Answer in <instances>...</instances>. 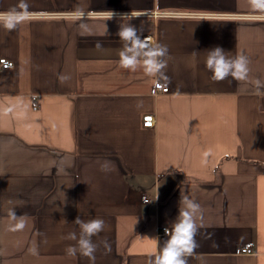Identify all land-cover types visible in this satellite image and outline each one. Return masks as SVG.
I'll return each instance as SVG.
<instances>
[{"label": "crops", "instance_id": "crops-1", "mask_svg": "<svg viewBox=\"0 0 264 264\" xmlns=\"http://www.w3.org/2000/svg\"><path fill=\"white\" fill-rule=\"evenodd\" d=\"M27 2L29 22L0 27V59L13 63L0 68V264H91L61 239L79 234L78 216L105 222L95 264H148L185 194L202 209L187 264H264V87L213 81L205 67L212 48L242 51L264 82V12L250 0ZM108 11L139 14L129 23L141 38L167 46L166 78L120 67ZM158 82L167 93L153 95ZM11 209L27 218L22 231L10 230Z\"/></svg>", "mask_w": 264, "mask_h": 264}, {"label": "clouds", "instance_id": "clouds-1", "mask_svg": "<svg viewBox=\"0 0 264 264\" xmlns=\"http://www.w3.org/2000/svg\"><path fill=\"white\" fill-rule=\"evenodd\" d=\"M250 5L254 10L264 12V0H250ZM27 0H19L18 4L13 8L0 11V27H3L8 32L15 31L19 25L29 22L34 16V13L29 10ZM119 17V31L117 35L123 44L119 51V64L121 68L131 70L133 72L138 69H143L148 77L157 78L164 76V70L167 67L168 49L166 45L158 42H153L144 37L141 38L139 32L142 29H137L129 23L139 14L132 15L131 13L116 14L108 11L105 17L106 20L113 19L114 16ZM75 18L83 20L86 18V13L83 10H78L75 13ZM85 29L89 30L85 25ZM104 35H107L106 27ZM97 48L102 45L97 42ZM249 59L241 51L234 57L229 56L222 48L215 47L208 50L205 60V67L211 73L213 81H223L228 77L239 82H251L257 89L264 87V82L259 78H250ZM70 79L69 75L61 74L59 80L65 83ZM208 153H205L207 157ZM205 163L207 160L205 159ZM114 165L111 161H105L101 165L102 171H111ZM63 170V169H62ZM151 200H144V203H149ZM182 205V207H180ZM9 216L12 221L10 225L11 231H22L27 226V218L23 215L17 216L13 209L9 211ZM197 217L202 218V209L198 202L190 198L188 195L180 197L178 215L171 227L164 229L167 237L163 243H160L159 238H151L156 242V251L150 254L148 264H187V258L191 256L198 247L195 236L198 232L196 223ZM79 226V234L70 232L61 239L75 241L73 245L66 247V254L76 256L77 253L87 257L91 264H95V252L98 244L94 243L92 237L98 236L105 228L103 219L94 218L90 220H82L79 216L73 221ZM105 252L111 251L109 242L104 239L100 241ZM32 254H38V249L33 247Z\"/></svg>", "mask_w": 264, "mask_h": 264}, {"label": "built area", "instance_id": "built-area-1", "mask_svg": "<svg viewBox=\"0 0 264 264\" xmlns=\"http://www.w3.org/2000/svg\"><path fill=\"white\" fill-rule=\"evenodd\" d=\"M148 39L151 40L150 37H148ZM13 67V63L10 62V61H7L5 59H0V68L1 69H10ZM168 92V87L166 84H163V83H156L154 84V87H153V95H157L158 93L159 94H165ZM154 125V116L153 115H146L143 117L142 119V126L144 128H152ZM144 200H148L147 197H143V202ZM165 229V228H164ZM164 229H162V234L165 235L164 233ZM242 253L244 254H250L251 251L249 249H242L241 251Z\"/></svg>", "mask_w": 264, "mask_h": 264}, {"label": "bare ground", "instance_id": "bare-ground-1", "mask_svg": "<svg viewBox=\"0 0 264 264\" xmlns=\"http://www.w3.org/2000/svg\"><path fill=\"white\" fill-rule=\"evenodd\" d=\"M162 229H164V228H162ZM162 229H161V231H162Z\"/></svg>", "mask_w": 264, "mask_h": 264}]
</instances>
